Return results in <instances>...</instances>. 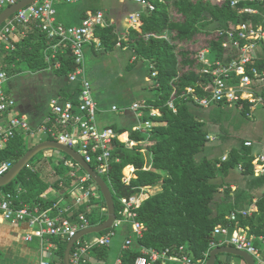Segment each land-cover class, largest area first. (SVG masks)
Here are the masks:
<instances>
[{
  "label": "trees",
  "instance_id": "1",
  "mask_svg": "<svg viewBox=\"0 0 264 264\" xmlns=\"http://www.w3.org/2000/svg\"><path fill=\"white\" fill-rule=\"evenodd\" d=\"M154 4L153 11H146L143 14L141 31L132 28L127 40L121 39L122 46H118L120 39L114 24L98 26L95 30L102 43V48L96 54L127 47L136 55L133 63L143 59L149 66L148 75H151L154 69L157 71L154 80L150 81L149 89H152L153 95L142 99L149 105L144 109L142 121H152V127L139 131L128 130L127 127L115 123L110 124L120 134L129 132L130 138L137 144L129 148L116 138L112 146L110 169L107 173L101 174L112 190L117 219H124L127 212L121 198L138 194L143 186L160 183V189L150 192L137 209L138 220L144 224V234L140 238L134 237L132 247L123 252V261L126 264H133L141 254V246L164 249L186 245L194 259L206 258L207 262L211 233L219 224L248 228L249 234L256 237L255 244L258 246L259 237H264V192L258 195L255 190L264 188V175L258 177L252 175L254 146H246L245 142L248 139H243L239 147L234 146L227 153H223L228 154L225 161H222L223 155L214 159L204 155L197 161L196 156L205 151L209 142L207 138L209 127L205 121L198 118L196 112L192 111V106L200 105L191 95H187V88L193 87L197 94L202 96L209 95L213 78L203 72L204 65L197 57L198 51L208 48V56L212 63L231 58L222 45L225 39L224 32L237 31L241 23L249 20L255 24L261 22L264 24L262 16L241 13L238 8L231 5L230 0H154ZM240 6H253L264 12V6L256 2L245 1L240 3ZM200 35L208 37L201 44ZM48 46V38L43 31L35 26L27 30L18 42L17 49L5 55V61L9 65L14 64V67L8 68L9 74L21 71L24 66L33 72L52 68L55 73L68 77L76 68L72 50L66 48L58 53L56 59L48 62L46 59ZM58 62L60 66L56 67ZM150 63L154 64L153 70L150 69ZM254 66L264 70L263 42L258 48ZM259 82L253 89H257ZM79 89V84L67 85L59 94L64 97L74 96ZM261 94L264 97V88ZM171 100L176 111L169 105ZM242 102L240 113L247 116L251 111V102L248 100ZM152 107L160 109L161 114L150 115ZM228 107L238 108L237 105L213 104L209 115L210 121L218 124L220 128H225L224 122L232 119V115L226 111ZM52 139L48 136L39 142ZM144 141H148V144H142ZM24 144L25 139L21 135L11 139L0 150V161L9 158L17 161L34 146L23 148ZM240 164L245 168L240 173L248 178L244 186L226 181L233 170H238ZM128 165L135 167V173L130 182L125 183L122 181L123 171ZM32 167L27 164L18 176L3 188L13 191L15 185L20 183L24 189L22 200L30 205H40L43 209L51 207L54 203L55 198L42 197V194L51 187H59L60 195H68L74 177L63 160H59L53 166L56 175L54 182H51L40 169ZM81 171L85 173L82 168ZM92 182L95 183L93 179ZM233 185L236 186L235 189ZM224 187L231 197L219 196ZM256 197L257 200L254 201ZM248 209H251V214L244 216L240 213ZM234 211L237 212V220L230 218ZM51 214L54 215L55 211ZM107 217V203L101 192V198L92 201L88 218L92 225H97L104 222ZM122 226H120L122 231L126 230L124 238L134 235L130 227ZM115 229L109 228L99 235ZM51 240L57 243L56 252L63 264L68 240L56 237H52ZM111 245L95 246L91 250V255L101 259L105 264H112L115 256L121 252V246L120 251L113 255ZM152 264L181 263L160 260ZM215 264L227 263L220 259L218 254ZM243 264H247L246 261Z\"/></svg>",
  "mask_w": 264,
  "mask_h": 264
},
{
  "label": "built area",
  "instance_id": "2",
  "mask_svg": "<svg viewBox=\"0 0 264 264\" xmlns=\"http://www.w3.org/2000/svg\"><path fill=\"white\" fill-rule=\"evenodd\" d=\"M17 0H0V12ZM79 0H36L26 7L19 9L12 16L7 18L0 25V150L16 136L21 135L25 139L23 148L31 145L32 139L36 138L35 144L48 136L55 141L61 142L74 148L90 164L95 165V169L100 174H105L110 169L111 152L114 140L119 138L127 147H134L137 142L127 134L126 139L110 125L100 124V107L95 97L91 80L86 69V47L93 46L95 50L102 48L101 40L95 34L98 26L113 25L114 20L108 21L103 10L89 11L83 18L80 25H65L57 20V4L76 3ZM143 6L144 10L130 12L126 16L127 32L119 36L118 46H122L121 39L127 40L132 28L141 31L143 25V14L146 11L155 9L154 0H132ZM245 1L256 2L264 6V0H230L234 8L239 12L251 15H261L264 21V12L253 6H240ZM34 25L43 31L49 42L46 50V59L50 62L58 57V53L66 48L73 52L76 68L72 71L68 80L73 85H80V89L74 96L64 97L57 95L51 99L50 111L46 118L36 128L30 118L21 113L17 107V102L10 92L5 88V84L10 78L7 63L1 60L2 56L17 49L19 39L16 32L20 26ZM223 47L231 58L225 61L212 63L208 54L209 49L203 48L198 51L197 57L204 65L203 72L212 76V87L209 95H199L193 87L187 88V95H191L196 103L204 108L213 104L224 103L229 106L239 105L243 107L242 100L251 102V107L262 105L264 107V97L260 92L253 89V86L264 80V70H259L254 66L257 51L260 43H264V24H255L252 20L243 22L237 31L226 30ZM127 48V47H124ZM4 55V56H5ZM136 55L133 56V59ZM60 63L56 64L59 67ZM150 69H154V64L150 63ZM157 75L154 69L151 75L146 76L148 81H153ZM170 107L176 111L171 100ZM149 105L145 100L134 102L129 109L138 119L135 130L145 131L152 127V121H142L146 108ZM124 108L113 105L108 112H122ZM158 108L152 107L150 115H160ZM251 117V112L247 114ZM209 140L215 137L208 134ZM37 141V142H36ZM33 144V145H35ZM142 144H144L142 142ZM246 146H254L255 142L248 139ZM145 145V144H144ZM53 153L51 156H54ZM49 155V154H47ZM68 155V154H67ZM228 154L222 156V161L227 160ZM61 160L58 159L57 162ZM15 159L9 158L0 161V176L5 175L14 165ZM65 166L71 169V176L74 177L68 195L55 198L51 207L43 209L40 205H30L22 200L23 187L19 184L13 191L0 187V218L12 223L27 222L30 231L24 236L26 242L38 238L44 247L45 256L39 264H57L59 258L56 250L57 243L51 240L56 237L62 240H70L77 233L89 226H92L88 218V212L92 208V201L101 198V192L96 183L92 182L91 176L85 171H81L80 164L68 155L63 159ZM255 177L264 175V152L255 153L252 160ZM220 166V163H218ZM32 169H35L32 167ZM83 169V168H82ZM128 170V171H126ZM243 165L238 166V171L243 172ZM135 173V167L128 165L123 171L122 181L129 183ZM235 189V185L232 186ZM56 191L51 187L42 194L45 199H51V191ZM150 193V185L143 186L141 191L131 197L121 198L126 212L124 219H117L111 228H118L127 224L132 229L134 235L126 237L121 245V252L114 264H126L123 261V252L130 249L135 241L134 237L140 238L144 234V224L138 220V212L142 200ZM65 200V201H64ZM257 199H254L256 201ZM55 211L52 215L50 211ZM246 216L251 214V209L240 212ZM232 220H237V212L230 215ZM115 236V230L106 234L97 235L92 240L79 238L73 245L70 253L71 264H104L102 261L91 263V250L95 246H109ZM212 240L209 244L207 255L213 248L218 246H233L251 254L255 264H264V251L256 244L254 235L249 234L248 228L240 225L225 226L219 224L215 226L211 233ZM264 239L263 236L259 237ZM141 254L135 259L133 264H152L157 261H172L181 264H205V259H194L192 253L186 245L166 247L157 249L155 247L141 246Z\"/></svg>",
  "mask_w": 264,
  "mask_h": 264
},
{
  "label": "rangeland",
  "instance_id": "3",
  "mask_svg": "<svg viewBox=\"0 0 264 264\" xmlns=\"http://www.w3.org/2000/svg\"><path fill=\"white\" fill-rule=\"evenodd\" d=\"M88 5L102 7L103 9L108 8V16L117 20L115 27L118 34L126 29L127 23H125L124 18L130 12L144 10L141 4L132 0H79L76 3H64L62 7L82 9ZM206 38L208 37L200 35L199 44L203 43ZM133 56L134 54L131 50L122 48H116L107 53H88L86 56L88 77L92 82L94 94L100 106L105 109H110L113 105L124 108L122 112H108L107 116L101 119V123H115L118 126L127 127L128 130L134 129L139 123L129 107L134 102L153 95L152 89H149L151 82L146 79L149 68L147 61L138 59L133 63ZM14 73L15 75H13ZM14 73L9 78L6 87L15 98L18 109L21 113L27 112L26 110L29 111L31 109L34 111L36 109L37 112H40L38 115L40 120L45 119V116L50 111L51 99L56 97L64 86L72 84L67 76L55 73L52 68L33 72L22 66L21 71ZM258 84L255 90L261 93L264 88V81H260ZM237 107H228L226 109L227 113L232 115V119L224 122L225 128H220L218 124L210 121L209 115L212 106L208 108L192 106V111L197 113L198 118L206 122L209 127V134L215 137L214 140H209L205 151L196 156L197 161H200L204 155L213 159L221 157L223 153H227L232 147H239L243 139H252L259 146H256L257 148L255 147L254 150L258 149V152L264 151L263 109L258 105L257 110L252 113L253 116L248 117L241 115L240 106L237 105ZM40 120L33 122V124L37 125L36 128L39 126ZM36 139L37 137L32 139L31 145L35 143ZM53 152L55 155L51 156ZM46 154L49 155L46 156ZM67 157L68 155L63 151L45 149L38 152L29 161L28 165L40 169L51 182H54L56 175H54L53 166L58 159L63 160ZM247 179L238 170H233L226 178V181L244 186ZM159 189L160 183H157L151 188V192ZM221 195L231 197L225 191V187L224 190L220 191L219 196ZM100 233H88L83 236V239L92 240ZM124 235L120 227L115 229V236L111 245L113 255L120 251ZM228 256L234 261L245 262L239 256L228 253L219 254L220 259Z\"/></svg>",
  "mask_w": 264,
  "mask_h": 264
},
{
  "label": "crops",
  "instance_id": "4",
  "mask_svg": "<svg viewBox=\"0 0 264 264\" xmlns=\"http://www.w3.org/2000/svg\"><path fill=\"white\" fill-rule=\"evenodd\" d=\"M63 4H57L56 5V9H57L56 17H57V20L59 22L65 24V25H68V26L69 25H80L82 20H83V18L86 17L87 13L89 11H94V9L103 10L105 12L106 20H108V21L114 20V25H116V23H117V20L114 17L108 16V12H109L107 10L108 8H104L103 9L102 7H95L94 5H88V6L84 7V8H82V9H76V8L72 9V8H68V7H62ZM125 19H126V17L124 18V21H125ZM125 23H126V21H125ZM33 27H34V25L20 26L18 31L16 32V37L19 39V41L25 35L27 30L32 29ZM127 30L128 29L126 27V29L124 31H122L120 34L123 35L124 33L127 32ZM120 34H119V36H122ZM124 50H127V48H124ZM88 53H95L96 54V50H94V48H92V46H87L86 47V56H87ZM4 55L2 56L1 60L3 62L7 63V65H8L7 67L8 68L10 66L14 67V64L9 65V63L7 61H5V59H4L5 56ZM48 69H51V68H48ZM12 76L13 75H10V77H12ZM6 84H5V88L7 89ZM69 86H74V85L71 84ZM7 91L10 92L8 89H7ZM58 95H60V94H58ZM259 106H261V108L263 109L262 111L264 112V107L262 105H259ZM99 107H100L99 118H100V121H101V119H103L104 117L107 116L108 111H106V110H108V109H105V108L101 107L100 104H99ZM257 107H258V105L251 107V111H250L251 112V116H253L252 113H253V111L257 110ZM26 111L27 112H25V114L30 118L32 124H33L34 121L36 122V121L40 120L39 116H38L40 114V112H37L36 109L34 111H32L31 109L29 111L28 110H26ZM22 113H24V112H22ZM48 113H47V115H48ZM46 116H45V118H46ZM43 120L44 119L40 120L39 124ZM100 124H102V125H110L111 123H101L100 122ZM33 126H37V125L33 124ZM125 133H127L129 135V132H125ZM263 138H264V131H263ZM38 140L40 141V139H38ZM38 142H37V144H38ZM143 143L146 145V144H148V141H146V142L144 141ZM256 146L257 145L255 143L254 144V149H255ZM257 147H259V146H257ZM257 150L258 149L254 150V152L255 153L264 152V151L258 152ZM46 156H48V155L46 154ZM126 171H128V170H126ZM19 184L20 183L15 185V188ZM153 186L154 185H150V192L152 191L151 188ZM54 188L56 189V191H54V190L51 191L52 199H54V198L58 199L60 196L61 197H65L64 195H60V189H58L56 187H54ZM255 191H256V193L262 195L263 192H264V188H260V189L255 190ZM255 199H257V197ZM102 210H104V209H102ZM49 213H52V210ZM127 226H128L127 224H124V226H122V227L123 228H127ZM29 231H30V227H29L27 222L12 223L10 221H6V220H3V219L0 218V264H39L40 259L45 256L44 247L42 246V243H41V241L38 238H34L32 241H29V242H26L24 240L25 234L27 232H29ZM123 232L126 235V230H124ZM124 239L125 238H123V240ZM123 240H122V242H123ZM258 247L262 251H264V240L259 238ZM2 253H3V255H1ZM119 254L115 256L114 260H116L118 258ZM230 255H232V254H230ZM91 257H92L91 263L93 261H102L101 259H97V258H95L92 255H91ZM222 260L224 262H226L227 264H231V263L232 264H243L242 262H240L238 260L234 261V259H232L230 256L225 257ZM55 262L57 264H62L60 257L58 259H56ZM102 262H104V261H102ZM114 262L112 264H114Z\"/></svg>",
  "mask_w": 264,
  "mask_h": 264
},
{
  "label": "water",
  "instance_id": "5",
  "mask_svg": "<svg viewBox=\"0 0 264 264\" xmlns=\"http://www.w3.org/2000/svg\"><path fill=\"white\" fill-rule=\"evenodd\" d=\"M35 1L36 0H17L11 5L7 6L4 10L0 12V25L7 18L12 16L14 13H16L19 9L26 7ZM45 149H57L65 152L66 154L74 158L98 185L107 203L108 217L104 222L80 230L75 237L71 238L68 241L64 252L63 263L71 264L70 262L71 249L79 238H81L82 236L88 233L102 232L113 226L114 221L116 220V204L112 190L108 182L104 179V177L100 173H98L96 169L92 165H90L82 157V155L79 152H77L74 148L69 147L68 145H65L55 140H44L34 145L31 149H29L19 160H17L14 163L12 168L5 175L0 176V187L5 186L9 184L11 181H13L18 176V174L23 170V168L29 163V161L38 152ZM221 253H228L236 256H241L246 261L247 264H255L254 258L251 254H249L244 250H240L233 246H228V245L218 246L213 248L205 264H215L217 255Z\"/></svg>",
  "mask_w": 264,
  "mask_h": 264
},
{
  "label": "bare ground",
  "instance_id": "6",
  "mask_svg": "<svg viewBox=\"0 0 264 264\" xmlns=\"http://www.w3.org/2000/svg\"><path fill=\"white\" fill-rule=\"evenodd\" d=\"M126 137H127V133H124V134L122 135V138H123V139H126Z\"/></svg>",
  "mask_w": 264,
  "mask_h": 264
}]
</instances>
